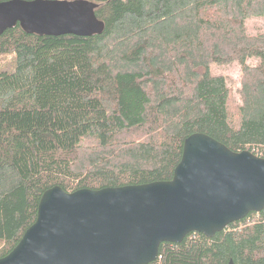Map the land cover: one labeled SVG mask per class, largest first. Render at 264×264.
<instances>
[{
  "label": "trees",
  "instance_id": "1",
  "mask_svg": "<svg viewBox=\"0 0 264 264\" xmlns=\"http://www.w3.org/2000/svg\"><path fill=\"white\" fill-rule=\"evenodd\" d=\"M100 32L0 33V256L36 217L42 192L169 179L202 131L264 157V0H91ZM248 58H255L254 64ZM241 65L229 105L212 62ZM231 107V109H230ZM259 148L261 150H256ZM264 264V208L213 236L162 241L147 264Z\"/></svg>",
  "mask_w": 264,
  "mask_h": 264
},
{
  "label": "water",
  "instance_id": "2",
  "mask_svg": "<svg viewBox=\"0 0 264 264\" xmlns=\"http://www.w3.org/2000/svg\"><path fill=\"white\" fill-rule=\"evenodd\" d=\"M91 0H0V33L89 35L103 23ZM264 208V157L195 131L169 179L72 191L45 189L36 217L0 264H147L162 241L213 236ZM229 264H233L229 260Z\"/></svg>",
  "mask_w": 264,
  "mask_h": 264
},
{
  "label": "rangeland",
  "instance_id": "3",
  "mask_svg": "<svg viewBox=\"0 0 264 264\" xmlns=\"http://www.w3.org/2000/svg\"><path fill=\"white\" fill-rule=\"evenodd\" d=\"M245 27L248 33L255 34L257 32L264 31V14L263 15H250L245 20ZM13 58L12 53L0 54V68L6 63L10 62ZM248 63L254 64L255 58H248ZM210 70L213 74H224L227 77V83L230 88L229 105L238 104L241 100L239 94V87L241 81V65L238 61L233 60L229 62H212L210 64ZM231 106V105H230ZM232 107V106H231ZM230 107V109H231ZM256 150H261L256 148Z\"/></svg>",
  "mask_w": 264,
  "mask_h": 264
}]
</instances>
